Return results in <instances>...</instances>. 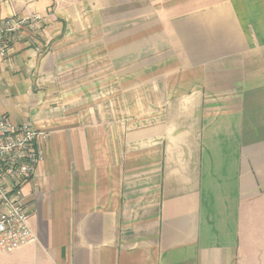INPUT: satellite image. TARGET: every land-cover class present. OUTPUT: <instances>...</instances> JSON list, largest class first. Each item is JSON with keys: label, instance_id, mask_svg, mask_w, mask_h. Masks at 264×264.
Here are the masks:
<instances>
[{"label": "crops", "instance_id": "obj_1", "mask_svg": "<svg viewBox=\"0 0 264 264\" xmlns=\"http://www.w3.org/2000/svg\"><path fill=\"white\" fill-rule=\"evenodd\" d=\"M0 115L45 131L0 264H264V0H0Z\"/></svg>", "mask_w": 264, "mask_h": 264}, {"label": "built area", "instance_id": "obj_2", "mask_svg": "<svg viewBox=\"0 0 264 264\" xmlns=\"http://www.w3.org/2000/svg\"><path fill=\"white\" fill-rule=\"evenodd\" d=\"M38 16L0 21V57H5L13 40L33 33ZM48 134L29 122L14 123L0 115V253H11L33 244L32 231L21 188L36 172L43 159L41 143Z\"/></svg>", "mask_w": 264, "mask_h": 264}]
</instances>
